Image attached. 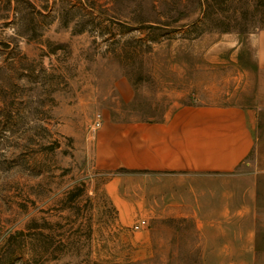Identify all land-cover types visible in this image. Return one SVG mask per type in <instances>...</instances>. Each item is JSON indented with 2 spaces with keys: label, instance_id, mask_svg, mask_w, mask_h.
Wrapping results in <instances>:
<instances>
[{
  "label": "rangeland",
  "instance_id": "obj_1",
  "mask_svg": "<svg viewBox=\"0 0 264 264\" xmlns=\"http://www.w3.org/2000/svg\"><path fill=\"white\" fill-rule=\"evenodd\" d=\"M262 29L264 0H0V264H264ZM203 103L254 110L232 172L97 154L105 123Z\"/></svg>",
  "mask_w": 264,
  "mask_h": 264
},
{
  "label": "crops",
  "instance_id": "obj_2",
  "mask_svg": "<svg viewBox=\"0 0 264 264\" xmlns=\"http://www.w3.org/2000/svg\"><path fill=\"white\" fill-rule=\"evenodd\" d=\"M252 44L258 69H264V29ZM253 128L254 110L239 104H177L158 119L103 124L96 149L103 163L159 175L222 174L250 154Z\"/></svg>",
  "mask_w": 264,
  "mask_h": 264
},
{
  "label": "trees",
  "instance_id": "obj_3",
  "mask_svg": "<svg viewBox=\"0 0 264 264\" xmlns=\"http://www.w3.org/2000/svg\"><path fill=\"white\" fill-rule=\"evenodd\" d=\"M206 2H208L209 0H205ZM223 1V0H221ZM210 4V3H209ZM227 18V17H224ZM210 23L213 24L212 26H214V28H217L220 31H228L230 29L229 27V23H226L223 19L221 18H216V19H210ZM245 28L244 27H240L239 28V32H244ZM202 31V30H201ZM128 41V40H127ZM127 43V42H126ZM71 196L74 198L76 196V193H72Z\"/></svg>",
  "mask_w": 264,
  "mask_h": 264
},
{
  "label": "built area",
  "instance_id": "obj_4",
  "mask_svg": "<svg viewBox=\"0 0 264 264\" xmlns=\"http://www.w3.org/2000/svg\"><path fill=\"white\" fill-rule=\"evenodd\" d=\"M100 124H101V115L97 113L94 118L93 126L96 128V127H99ZM145 225H146V220L140 219L139 221H136L135 223H133L132 229L139 230L143 228Z\"/></svg>",
  "mask_w": 264,
  "mask_h": 264
}]
</instances>
